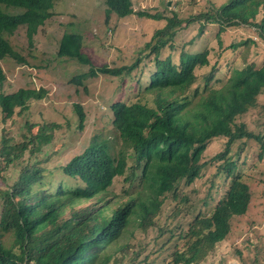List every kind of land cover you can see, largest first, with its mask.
Wrapping results in <instances>:
<instances>
[{"label":"trees","instance_id":"trees-1","mask_svg":"<svg viewBox=\"0 0 264 264\" xmlns=\"http://www.w3.org/2000/svg\"><path fill=\"white\" fill-rule=\"evenodd\" d=\"M101 1L108 7V17L112 12L119 17L134 14L132 0ZM53 3L0 0V60L26 64L9 38L25 28L31 41L53 17ZM137 15L167 24L156 33V44L147 46L153 71L147 82L142 83L144 71L138 79V93L152 95L153 104L118 101L110 107V122L124 144L117 154L96 137L82 154L51 170L47 161L34 156L52 142L57 126L30 121L23 125L24 141L0 143V264H201L227 240L232 220L248 213L253 193L245 181L247 171L241 168L247 162L232 149L237 142H254L260 150L258 160L264 161V128L255 133L236 122L257 107L264 93V64L234 69L221 86L220 80L214 86L215 68L201 76L196 73L209 66V49L192 55L183 52L178 62L170 55L162 59L163 51L174 47L176 29L183 23L175 14ZM192 21L218 24V36L235 26H253L264 36V0H230ZM203 34L204 26L198 36ZM83 42L77 30L65 32L59 42L60 58L90 66L89 72L73 79L76 83L98 75L132 79L141 67L139 58L118 69L95 68L83 52ZM4 80L0 70V113L5 119L13 118L17 110L27 112L31 101L44 98L43 90L28 88L5 94ZM75 112L83 130L84 109L77 105ZM219 138L226 140L224 150L203 163L208 144ZM210 165L215 174L206 196L197 202L183 195L182 184H194ZM117 179L123 182L121 193L113 192ZM167 195L175 202L168 219L188 218V224L173 228L159 224ZM156 227L164 245L158 242L160 249L149 255L144 249L134 252L130 243L134 231Z\"/></svg>","mask_w":264,"mask_h":264},{"label":"rangeland","instance_id":"rangeland-1","mask_svg":"<svg viewBox=\"0 0 264 264\" xmlns=\"http://www.w3.org/2000/svg\"><path fill=\"white\" fill-rule=\"evenodd\" d=\"M229 1L134 0L132 8L135 13L122 19L114 12L108 17L106 4L101 0H54L53 17L39 28L31 41H28L25 28L9 38L26 64H20L11 58L0 60V70L5 75L2 88L5 94L22 88L45 92L44 98L31 101V109L27 112L19 113L17 110L15 116L9 119H5L0 113V143L3 140H9L11 144L24 141L27 131L23 125L30 121L34 124L57 126L52 142L34 156L35 160L47 161L45 165L50 166L51 170L66 165L72 158L82 154L96 137L105 141L110 150L117 154L124 144L112 121L110 122V107L118 101L153 104L152 95L138 93V79L144 71L142 83L147 82L149 73L153 71L151 59L148 58L150 49L147 46L156 44V33L167 24L166 20L140 18L137 15L139 12L160 15L162 18H173L175 14L183 23L176 29L172 41L174 47L166 48L161 55L162 59L170 55L173 61L178 62L183 52L192 55L209 49V66L196 73L201 76L210 73L212 67L215 68V81L212 82L214 86L217 85V80H220L218 86H221L234 69H242L250 64L261 67L264 64V36L255 27H229L218 36V24L192 21L200 13L215 12ZM202 26L204 34L198 36ZM75 30L83 36V52L90 58L93 67L107 65L110 68H122L134 64L139 58L142 60L141 67L132 79L126 76L98 75L96 78H87L80 84L74 82L76 76L89 72L90 68L68 57L60 58L58 48L63 34ZM244 41L245 45L235 50L229 48ZM77 105L85 112L83 130L78 127L79 119L75 112ZM236 122L246 124L255 133L264 128V93L259 96L257 107L239 117ZM243 142L245 141L234 144L232 154H239L241 160L246 159L247 164L241 168L247 171L245 181L252 190L253 200L245 216L232 220L231 234L215 255L201 264H264V161L258 160V144L250 142L244 145ZM225 144L224 138L212 140L203 155V163L211 162L224 150ZM214 174L215 168L210 165L203 172V177L194 184H182L181 193L193 201L202 200L211 186ZM61 177L56 175L57 180ZM1 184L0 180V186ZM122 187V179H117L113 192L121 193ZM197 206L201 207V202ZM174 207L173 195H167L160 225L168 224L173 228L180 223H189L187 217L182 220L168 219ZM156 229L157 227L152 228L149 232L136 229L130 239L132 250L136 252L144 249L145 254L149 255L155 249H160L157 244L160 242L164 245L165 239H159Z\"/></svg>","mask_w":264,"mask_h":264},{"label":"clouds","instance_id":"clouds-1","mask_svg":"<svg viewBox=\"0 0 264 264\" xmlns=\"http://www.w3.org/2000/svg\"><path fill=\"white\" fill-rule=\"evenodd\" d=\"M104 2V1H103ZM132 2H133V6L132 7H134V0H132ZM105 3V2H104ZM53 5H54V3H53ZM55 6V5H54ZM107 7V6H106ZM107 9H108V7H107ZM132 10L134 11V9L132 8ZM54 11V7H53V10H52V12ZM107 11V10H106ZM135 13V12H134ZM114 14H116V13H114ZM117 15V14H116ZM133 15V14H132ZM118 16V15H117ZM131 16V15H130ZM119 17V16H118ZM128 17V16H127ZM127 17H120V18H127ZM49 21V20H48ZM15 50V49H14ZM93 66V65H92ZM105 66H107V65H105ZM104 67V66H103ZM107 67H109V66H107ZM89 68H90V66H89ZM95 68H98V67H95ZM110 68V67H109ZM111 69H118V68H111ZM124 76V75H123ZM121 77V76H120Z\"/></svg>","mask_w":264,"mask_h":264},{"label":"bare ground","instance_id":"bare-ground-1","mask_svg":"<svg viewBox=\"0 0 264 264\" xmlns=\"http://www.w3.org/2000/svg\"><path fill=\"white\" fill-rule=\"evenodd\" d=\"M177 44V43H176ZM212 158V157H211Z\"/></svg>","mask_w":264,"mask_h":264}]
</instances>
